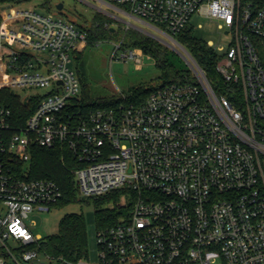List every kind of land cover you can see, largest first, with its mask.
Segmentation results:
<instances>
[{
    "label": "built area",
    "instance_id": "2783aa9c",
    "mask_svg": "<svg viewBox=\"0 0 264 264\" xmlns=\"http://www.w3.org/2000/svg\"><path fill=\"white\" fill-rule=\"evenodd\" d=\"M34 1L0 0V90L25 91L14 92L25 105L37 101L18 128L0 103V242L7 254L0 264H42L40 256L48 264H90L36 249L18 256L6 244L36 245L27 220L62 198L53 180L29 178L34 146L71 152L84 197L121 190L118 221L97 230V264H264V64L256 45L264 41V0H98L129 19L115 16L126 29L181 49L175 37L194 15L215 23L231 43L207 46L218 55L223 82L239 86L241 109L215 94L183 49L195 81L156 87L138 105L82 109L71 63L88 31L37 11ZM140 55L127 49L121 58ZM43 88L50 89L45 97L26 93Z\"/></svg>",
    "mask_w": 264,
    "mask_h": 264
},
{
    "label": "trees",
    "instance_id": "16d2710c",
    "mask_svg": "<svg viewBox=\"0 0 264 264\" xmlns=\"http://www.w3.org/2000/svg\"><path fill=\"white\" fill-rule=\"evenodd\" d=\"M80 27L85 28L83 26ZM87 31V44L98 43L99 40L111 36L115 43H120L121 49L140 48L145 55L155 60L157 68L161 71V75L156 79L159 83L153 86L152 84H142L138 87L131 88L127 94L122 96L116 95L96 98L92 96L89 85L80 78L82 109H115L120 104L138 105L145 101L156 87L176 82L195 81L191 73L178 70L176 65L168 58L161 57L159 49L161 44L151 37L145 36L135 30H129L125 31L121 38L115 40V31H111L109 27L104 25L103 21L98 19ZM106 34L107 37L105 36ZM175 38L189 52L205 73L215 94L218 97H226L235 103L238 109H241L242 94L239 86L225 84L216 72V64L218 61L217 53L209 48L206 43L197 39L191 29L186 28ZM256 45L258 53L261 50L264 57V41L258 40ZM0 103L13 111L15 116L14 126L16 128L23 126L26 119L37 108V101L30 100L25 105L21 101V98L9 89L0 90ZM28 167L30 179L46 178L58 184L62 191V198L55 206L65 205L76 200V194L79 189L75 182L73 170L77 167V164L71 152L61 148L48 149L34 146L31 149V161ZM18 170L21 171V166H18ZM121 194V190H118L99 198L95 197L94 205L98 229L109 227L118 221L120 215L118 202L120 201ZM108 202L113 205H107ZM32 249H36L41 254L50 258L64 259L69 262L87 259L88 249L85 219L82 215L78 214L65 215L59 223L56 234L40 239L36 245L20 247L16 254L19 256L23 251ZM0 257H7L4 249H0Z\"/></svg>",
    "mask_w": 264,
    "mask_h": 264
},
{
    "label": "rangeland",
    "instance_id": "374dc122",
    "mask_svg": "<svg viewBox=\"0 0 264 264\" xmlns=\"http://www.w3.org/2000/svg\"><path fill=\"white\" fill-rule=\"evenodd\" d=\"M33 4L37 6V11L41 13L51 12L55 15H62L77 26H83L86 29L91 28L97 19L101 20L111 31H115V40L121 38L125 31L135 30L126 29L127 24L115 18L116 16L128 22L129 19L127 17L118 14L111 7L102 4L98 0H35ZM59 4L63 5L61 11L56 9ZM131 23L155 35V32H152L151 29L139 26L134 21H131ZM188 29H191L194 36L206 44L213 42L217 47L227 48L231 43V38L224 34V32L218 31L215 23L198 13L192 17ZM138 32L142 33L141 31ZM144 35L151 37L147 34ZM105 36L107 37V34ZM151 38L161 44L159 47L161 57L168 58L176 65L178 70L185 73L189 72L193 75V70L188 60L184 58L185 53L181 47L176 44H172L173 47H170L155 37ZM115 45L113 37L108 36L106 39L99 40L98 43H86L72 57L71 68L79 78L89 85L93 97L122 96L127 94L133 87H138L142 84H152L153 86L159 83L156 79L161 75V71L157 68L155 60L152 57L145 55L140 48H135L142 55L136 59H122L121 55L125 50L120 49L116 51ZM259 55L264 64L261 50H259ZM14 92L20 95L25 93V91H21L20 89H14ZM26 93L32 97H45L50 93V89H29ZM94 204L95 197H84L78 191L74 202L54 206L47 213L33 214L27 220V224L36 238L43 239L58 232L59 223L65 215H82L85 219L87 233L88 257L86 260L90 264H97L99 260L97 241L98 223ZM107 205H110L109 202ZM6 244L8 248L16 253L21 245L13 239L7 241ZM0 249H4L1 242ZM39 258L42 264H48V260L43 256Z\"/></svg>",
    "mask_w": 264,
    "mask_h": 264
},
{
    "label": "water",
    "instance_id": "95a60500",
    "mask_svg": "<svg viewBox=\"0 0 264 264\" xmlns=\"http://www.w3.org/2000/svg\"><path fill=\"white\" fill-rule=\"evenodd\" d=\"M56 9H57L58 11H61V10L63 9V5H62V4L57 5ZM158 39H159L160 41L164 42L165 44H167L168 46L173 47L171 44L167 43V42L164 41L163 39H160V38H158ZM182 49L188 54V56L191 57V55L186 51V49H184V48H182ZM184 58H185L186 60H188L185 56H184ZM188 62H189V61H188ZM189 64H190V63H189Z\"/></svg>",
    "mask_w": 264,
    "mask_h": 264
}]
</instances>
